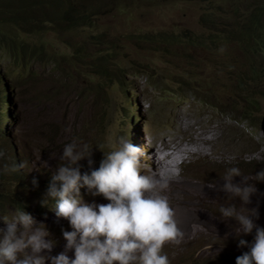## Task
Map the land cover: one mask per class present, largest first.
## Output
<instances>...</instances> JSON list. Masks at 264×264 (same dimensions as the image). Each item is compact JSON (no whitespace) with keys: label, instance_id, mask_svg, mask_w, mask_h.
<instances>
[{"label":"rangeland","instance_id":"374dc122","mask_svg":"<svg viewBox=\"0 0 264 264\" xmlns=\"http://www.w3.org/2000/svg\"><path fill=\"white\" fill-rule=\"evenodd\" d=\"M211 1L214 4L208 8L200 0L127 2L110 12H104L98 6V10L94 9V25L89 28L57 31L50 26L44 35H27L21 45L11 47L5 42L0 47V73L5 74L6 78L2 81L0 91L3 87L8 90V110L18 117V122L9 124L8 132L18 141V151L33 164L26 170L27 177L24 180L7 177L1 181L0 193L23 198L34 212L33 218L37 224L58 229L52 220L57 217L53 202L49 203L44 213L41 201L46 192L40 187L34 189L32 179L37 175L47 176L52 169L57 168L64 145L73 140L87 143L93 148L94 167L98 169V160L104 154L97 146L104 145L101 150L108 151L109 137H112L113 142L120 136L127 137L132 131L127 124L136 114L141 119L138 123H141L140 127L148 132L152 127L155 132V146L151 153L157 151L159 156H164L168 164L164 165L172 169L179 179L175 186L169 184L163 194L168 196L175 210L183 239L178 245H166L164 254L170 262L181 264L192 256L204 260L210 254L218 258L222 254L233 253L238 246L235 232L239 226L235 220L222 219L219 212L221 203L228 199L223 192V177L231 167H239L249 177L264 169V93L261 92L264 82L258 78L253 81L252 74L247 77L248 86L239 88L236 72L237 67L249 69L252 73L254 66L264 70V53L246 52L238 42L219 46L210 44L203 50L192 44L166 46L151 41L143 43L137 39L130 40L144 34L156 37L169 31L194 37L217 38L218 33H209L202 27V15L210 13L213 17L225 18L220 28H226L230 22L242 26L248 16L257 14L254 10L249 15L251 9L247 0ZM108 5L111 9L113 0ZM252 6L257 8L255 3ZM233 8L237 11L235 16L231 13ZM106 31L109 43L124 46L126 56L119 53L113 63L105 62V67L117 65L126 70L130 63H142L148 67L140 77L129 76L132 79V91L127 92L125 84L96 81L98 72L84 66L87 60H81L86 54L95 57V48L100 46L92 45L91 40ZM27 46L42 55L32 54ZM85 49L89 50L84 52ZM80 66L81 74L75 71ZM258 81V87L251 89ZM132 94L135 95L133 100ZM1 96L3 92L0 93V99ZM249 97L258 107L245 120L241 114L231 110V106H237V110L242 111L249 106L246 100ZM5 108L2 102L0 119ZM144 121H148L147 126L143 125ZM209 133L214 136L207 137ZM200 149L210 155L195 156ZM182 154L189 156L190 163L174 167ZM10 159L11 156L0 159V171L9 172L4 170L3 165L10 166ZM147 161H151V158ZM80 163L81 171L88 168L87 160ZM20 180L25 188L17 184ZM212 181H216V190L207 188V184ZM235 182L239 183L240 178H235ZM256 187L262 195L253 196L248 207H259L260 218L255 223L262 226L264 182H256ZM206 193L210 198H207L209 196ZM212 193H215V197ZM85 202L109 203L103 196L91 195ZM234 203L239 206L241 201L237 198ZM2 209L0 228H6L3 216L14 219L16 209L11 205ZM38 210H42V213L39 214ZM64 230L70 231L69 228L59 229L58 237L54 231H49L50 238L57 242L55 247H58L57 254L50 255L55 256L65 250ZM252 234L241 238L248 241ZM69 256L74 259V252H70ZM47 264H51V261H47Z\"/></svg>","mask_w":264,"mask_h":264},{"label":"clouds","instance_id":"9594fccd","mask_svg":"<svg viewBox=\"0 0 264 264\" xmlns=\"http://www.w3.org/2000/svg\"><path fill=\"white\" fill-rule=\"evenodd\" d=\"M136 66L139 75L135 71ZM147 69L145 64L130 63L123 71L130 79L129 76L140 77ZM131 81H117L116 84H125L128 92L132 91ZM182 85L185 86L184 83ZM131 99H135L134 94ZM7 106L6 118L0 119V147L11 156V165L4 164V170L9 172L0 171V174L24 180L26 170L33 163L18 151V141L8 132L9 124L18 122V117L11 114ZM140 120L139 115H132L128 123L132 131L127 137L120 136L115 142L109 137L107 147L110 150L102 151L104 145L97 146L104 154L98 160V169L94 167L93 148L73 140L64 145L57 168L47 176L37 175L32 179L34 189L40 187L46 192L41 201L44 213L53 202L57 217L52 220L58 229L37 224L34 212L23 198L0 193L1 208L11 205L16 209L14 219L3 216L7 227L0 228V264H47V261L51 264H176V261L170 262L163 252L166 245H178L183 239L175 210L168 196L163 194L173 179L172 169L168 173L156 170L154 153L157 151L151 153L155 146V132L152 127L149 132L140 127ZM143 125L147 126L148 121ZM210 136L214 134L209 133L207 137ZM5 155L0 151V159ZM198 155L210 154L197 153L195 156ZM149 157L151 161H147ZM156 159L163 163L166 161L164 156ZM83 160H87L88 168L81 171L80 162ZM189 163V156L185 155L184 160L177 161L175 166ZM237 177L240 178L239 183L235 182ZM223 179V192L228 199L221 203L219 212L222 219L235 220L239 226L235 232L238 246L231 254H222L218 258L210 254L204 260L192 256L181 264H264V224L259 226L255 223L260 218L259 207H248L253 196L262 195L256 182H264V169L249 177L239 167H231ZM22 180L17 184L20 185ZM215 182L208 183L207 188L214 189ZM90 195L103 196L109 203L85 202ZM237 198L241 201L239 206L234 203ZM42 210H38L39 214ZM0 212L3 213V209ZM63 228L70 230L63 231L65 250L52 256L50 254H57L58 247H55L57 242L50 238L49 231H54L58 237L59 229ZM251 234L248 241L241 238ZM70 252H74V259L70 258Z\"/></svg>","mask_w":264,"mask_h":264},{"label":"trees","instance_id":"16d2710c","mask_svg":"<svg viewBox=\"0 0 264 264\" xmlns=\"http://www.w3.org/2000/svg\"><path fill=\"white\" fill-rule=\"evenodd\" d=\"M112 0H0V47H2L5 42L11 47L21 45L25 42L27 35H44L48 30V27H52L57 31H73L79 28H89L94 25V9L101 6L105 11L110 12L113 8L116 10L127 2L139 3L144 0H113L114 6L110 9L109 2ZM203 6L207 8L213 6V1L211 0H200ZM250 2L249 8L251 9L249 15L256 10L257 14L254 16H248L246 22L240 26L239 23H227L226 28H220L225 18H216L212 14L206 13L200 18V23L204 29L209 31V33H218V37H194L184 34H177L174 31H169L165 34H158L156 40H151L154 37L152 34H144L139 37H133L130 40H136L139 42L146 43L151 41L153 44H164L166 46L178 45V44H192L203 50H206L210 44L219 46L225 43H240L241 49L246 52L251 51L253 54L264 53V0H247ZM95 3H99L95 4ZM252 3L257 5V8H253ZM106 6V7H105ZM106 10H105V9ZM98 10V9H95ZM208 11V10H207ZM236 10L233 8L231 13L235 16ZM99 30V29H98ZM211 31V32H210ZM16 34L17 36H14ZM24 36L20 38V36ZM107 31L104 34H99L96 38L91 40V44H96L100 46L95 48V57L86 54L81 57V60L88 62L84 63V66L98 72L100 74L96 81H106L107 83H116L117 81H130L126 73L118 67L117 65H112L111 67H105V62H111L119 56V53H124V46H114L109 43L110 39H106ZM182 35V37H181ZM147 41H144V40ZM186 40V41H183ZM41 45V44H40ZM42 47V46H40ZM102 47V48H101ZM101 48V50H100ZM32 54L36 53L35 50L29 49ZM89 49H85L84 52ZM100 50V51H99ZM82 52V50L80 51ZM42 55V53H36V56ZM49 62H51L48 59ZM264 62V61H263ZM75 64V62L73 63ZM78 69H75L78 72ZM145 69V66H143ZM137 71V66L135 67ZM262 71L254 66V72L252 73L249 69L237 67L236 81L237 87L246 88L248 86L247 77L253 74L252 80L263 81L264 75ZM5 75L0 73V87L2 88L3 82L5 81ZM88 81V80H87ZM259 81L256 85H253L251 89H256L258 87ZM2 85V86H1ZM66 85L63 83V88ZM3 96H1L0 104H8L7 90L2 89ZM0 91V93L2 94ZM264 93V90L261 91ZM264 96V95H263ZM249 101V106L244 108L242 111L237 110V106L234 108L231 106V110L241 114L245 120H248L252 114L253 109L258 106L251 101V97L246 99ZM230 111V109H225ZM7 116L6 108L1 114V119H5ZM133 124V120H132ZM128 125V124H127ZM252 126L254 124L252 123ZM126 134V132H123ZM0 151L5 152V157H9L8 153L3 147H0ZM0 181L6 178V174H0ZM20 187L25 188L24 183H20ZM1 196V195H0ZM17 196V195H16ZM19 197V196H18ZM1 208V203H0Z\"/></svg>","mask_w":264,"mask_h":264},{"label":"bare ground","instance_id":"6f19581e","mask_svg":"<svg viewBox=\"0 0 264 264\" xmlns=\"http://www.w3.org/2000/svg\"><path fill=\"white\" fill-rule=\"evenodd\" d=\"M164 148V147H163ZM159 150V149H158ZM190 150H192V149H190ZM193 151V150H192ZM176 153V152H175ZM196 153H203V154H207L206 152H204V150L203 149H200V150H198ZM192 154H194V153H192ZM166 155V154H165ZM178 155V154H177ZM176 155V156H177ZM183 156H181L180 158L181 159H178V160H184V158H185V154H182ZM168 156V155H167ZM166 156V157H167ZM157 157H159V155L157 154V153H154V163H155V166H156V170H158V169H165L166 171H164L165 173H168L169 172V170L171 171V169L168 167V166H165L164 164H167V163H163L162 161H160L159 159H156ZM161 157V156H160ZM177 157H179V156H177ZM175 158V157H174ZM177 159V158H176ZM171 160H172V158H171ZM170 162V161H169ZM168 165V164H167ZM170 166V165H169ZM171 166H172V164H171ZM174 166H175V164H174ZM176 167H178V166H176ZM171 174H172V176H173V179L171 180V182H170V184H172L173 186H175V183L177 184L179 181V179L175 176V174H173L172 173V171H171ZM219 178V177H218ZM178 181V182H177ZM181 182V181H180ZM179 184H181V183H179ZM184 186V185H183ZM191 186V185H190ZM188 187V186H187ZM191 187H193V186H191ZM199 187V186H198ZM201 187V186H200ZM216 187H219V185H216ZM194 188V187H193ZM193 188H191L192 190H193ZM195 188H197V187H195ZM182 189V188H181ZM215 189V188H214ZM213 189V190H214ZM172 190V189H171ZM186 190V189H185ZM197 190V189H196ZM212 190V191H213ZM216 190V189H215ZM218 191V190H217ZM187 192H188V190H187ZM190 192V191H189ZM191 193V192H190ZM189 193V194H190ZM200 193V192H199ZM209 193V192H208ZM219 193V192H218ZM185 194V193H184ZM188 194V193H187ZM194 194V193H193ZM207 194V193H206ZM213 194V193H212ZM211 194V195H212ZM186 195V194H185ZM191 195H192V193H191ZM208 195V194H207ZM214 195V196H213ZM212 196L213 197H215V193L213 194ZM188 196V195H187ZM209 196V195H208ZM198 197V196H197ZM205 197V196H204ZM193 198V197H192ZM207 198H210V196L209 197H207ZM207 198H205V199H207ZM195 199V198H194ZM212 199V198H211ZM184 226H185V229H186V224H184ZM205 227V226H204ZM208 228V227H207ZM199 229V228H198ZM199 231V230H198ZM193 232V231H192ZM202 232V231H201ZM205 232V231H204ZM187 232H185L184 234H186ZM218 233V232H217ZM194 235V234H193Z\"/></svg>","mask_w":264,"mask_h":264},{"label":"water","instance_id":"95a60500","mask_svg":"<svg viewBox=\"0 0 264 264\" xmlns=\"http://www.w3.org/2000/svg\"><path fill=\"white\" fill-rule=\"evenodd\" d=\"M262 131L264 132V120L262 122Z\"/></svg>","mask_w":264,"mask_h":264}]
</instances>
